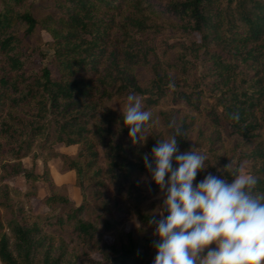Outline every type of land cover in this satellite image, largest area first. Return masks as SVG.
<instances>
[{
	"label": "trees",
	"instance_id": "16d2710c",
	"mask_svg": "<svg viewBox=\"0 0 264 264\" xmlns=\"http://www.w3.org/2000/svg\"><path fill=\"white\" fill-rule=\"evenodd\" d=\"M36 1L0 0V155L10 157L0 161V209L11 212L0 213V264H151L158 237L148 232L154 213L145 205L159 186L143 188L139 176L148 173L143 155L164 137L146 124L133 144L123 116L116 124L103 104L130 93L144 110L181 105L161 115L169 136L180 129L183 151L206 156L193 182L208 173L230 179L246 163L254 192L264 193V0H53L42 17ZM42 29L51 54L32 43ZM118 44L121 54L111 48ZM146 64L152 74L141 84L136 73ZM60 144L83 147L76 158L54 156L81 187L90 181L98 213L87 200L64 210L69 199L49 167L37 173L35 155L31 168L21 164ZM21 175L48 190L49 212L32 221L14 212L6 182ZM131 209L140 227L120 230Z\"/></svg>",
	"mask_w": 264,
	"mask_h": 264
},
{
	"label": "clouds",
	"instance_id": "9594fccd",
	"mask_svg": "<svg viewBox=\"0 0 264 264\" xmlns=\"http://www.w3.org/2000/svg\"><path fill=\"white\" fill-rule=\"evenodd\" d=\"M122 116L131 142L141 143L152 113L130 93ZM179 134L176 128L143 155L162 193L159 210L148 218L158 237L151 264H264V193L254 192L257 177L240 170L230 179L208 173L194 184L197 172L207 167L206 156L181 151Z\"/></svg>",
	"mask_w": 264,
	"mask_h": 264
},
{
	"label": "rangeland",
	"instance_id": "374dc122",
	"mask_svg": "<svg viewBox=\"0 0 264 264\" xmlns=\"http://www.w3.org/2000/svg\"><path fill=\"white\" fill-rule=\"evenodd\" d=\"M54 2L53 0H37L36 5L34 7V12L37 17H42L48 12L54 11ZM53 41L52 36L44 29L38 30L32 37V43L34 46H41L42 51L47 54H51V42ZM147 45L151 46L152 44L149 41H146ZM113 49H116L121 54V48L118 44L117 46L112 45ZM138 73H136L137 78L141 84L146 83V78L152 74V65L146 64L140 66ZM126 97L120 96L114 98L110 102H106L103 106H108L111 110L112 117L116 121V124H120V117L122 116L123 111L126 109ZM181 105L174 104L171 100H167L159 104L157 107L149 109L152 113L151 120L147 122V124L152 125L155 130L160 133L164 139L168 138V130L166 125L164 124L161 112H169L173 108H179ZM184 112L187 109H182ZM183 115V113L181 112ZM201 120H197L196 124L193 127V131L191 132L190 138L192 141V149L199 150L195 140L197 138L198 128ZM206 133H209L210 130L206 129ZM144 132L142 133V139L144 140ZM230 140L225 142L226 146L229 147L231 145ZM143 146H146L144 142ZM181 151L182 148L178 146ZM98 148V147H97ZM83 149V147L79 144L65 146V145H56L52 149H35L31 156H28L22 159L21 164L26 168H31L34 164L33 155H35V166L34 170L37 173H42L47 165L51 171V175L53 180L57 185V190L60 194L67 196L69 199V204L64 205V210H69L72 207H76L80 205L84 200H87L91 210L94 213H98L101 208V202L97 201V196L93 194L94 187L88 185L90 181L87 179L83 180V187H81L80 183H78V176L75 170L68 169L64 164L61 158L54 156V152L65 153L71 156L72 158H76L78 153ZM99 150V149H98ZM100 164H103L105 161L103 152L100 149ZM8 160L10 157L8 155H0V161ZM248 165L244 163V167L241 172H247ZM2 174V171H0ZM207 175V174H205ZM10 186V193L12 203L14 205V212H22L23 216H25L29 221L35 220L39 217L46 215L49 212V208L43 202V199L48 194L47 187L45 183L42 181H32L27 180L24 176H18L13 179L6 181ZM152 182L150 174L144 173L139 176V183L143 188H148L149 184ZM198 182V181H196ZM196 182H193L194 184ZM113 194L111 191H107V195L110 196ZM162 202V193L159 189L156 194L146 201V208L151 213H155L159 210V206ZM129 207V206H128ZM131 208V207H129ZM0 213L3 215L5 219H8L11 216L10 210H2L0 209ZM130 218L126 219L124 225L120 230L129 231L132 229H138L140 227V222L135 214V210L129 212ZM122 214H117V216H121ZM154 229V228H153ZM153 229L148 231L150 234H153ZM108 240L112 237L107 236ZM213 245H209L212 247Z\"/></svg>",
	"mask_w": 264,
	"mask_h": 264
}]
</instances>
